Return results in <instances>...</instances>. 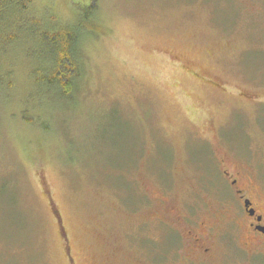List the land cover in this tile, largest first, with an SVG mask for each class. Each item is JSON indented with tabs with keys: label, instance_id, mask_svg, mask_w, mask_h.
I'll use <instances>...</instances> for the list:
<instances>
[{
	"label": "rangeland",
	"instance_id": "rangeland-1",
	"mask_svg": "<svg viewBox=\"0 0 264 264\" xmlns=\"http://www.w3.org/2000/svg\"><path fill=\"white\" fill-rule=\"evenodd\" d=\"M87 3L99 28L71 97L43 83L27 30L0 46V264H181L178 219L214 200V163L264 175V0H34L29 14L70 23Z\"/></svg>",
	"mask_w": 264,
	"mask_h": 264
},
{
	"label": "flooded vegetation",
	"instance_id": "flooded-vegetation-1",
	"mask_svg": "<svg viewBox=\"0 0 264 264\" xmlns=\"http://www.w3.org/2000/svg\"><path fill=\"white\" fill-rule=\"evenodd\" d=\"M238 92L247 102L258 101L256 95ZM217 162L215 179L205 177L214 200L206 199L197 215L178 219L181 264H264L263 172L228 158Z\"/></svg>",
	"mask_w": 264,
	"mask_h": 264
},
{
	"label": "trees",
	"instance_id": "trees-1",
	"mask_svg": "<svg viewBox=\"0 0 264 264\" xmlns=\"http://www.w3.org/2000/svg\"><path fill=\"white\" fill-rule=\"evenodd\" d=\"M33 1L0 0V46L5 48V45L14 43V40L19 39L15 33L27 30L28 39L35 37L44 43L40 47L46 53L43 57L47 61V66L41 68L43 83L47 87H56L60 96L71 97L76 88L74 80L79 74V70L74 67L77 66L74 57L80 40L85 33L94 34L99 28L95 20V7L87 3L83 9H78L74 22L62 23L56 20L45 26L29 14Z\"/></svg>",
	"mask_w": 264,
	"mask_h": 264
}]
</instances>
